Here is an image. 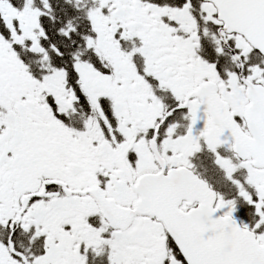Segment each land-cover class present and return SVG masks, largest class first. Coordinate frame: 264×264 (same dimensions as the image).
<instances>
[{
	"label": "snow or ice",
	"instance_id": "obj_1",
	"mask_svg": "<svg viewBox=\"0 0 264 264\" xmlns=\"http://www.w3.org/2000/svg\"><path fill=\"white\" fill-rule=\"evenodd\" d=\"M0 264H264V0H0Z\"/></svg>",
	"mask_w": 264,
	"mask_h": 264
}]
</instances>
